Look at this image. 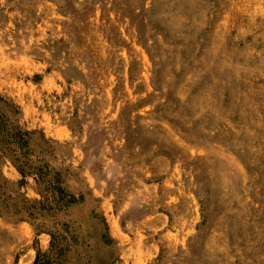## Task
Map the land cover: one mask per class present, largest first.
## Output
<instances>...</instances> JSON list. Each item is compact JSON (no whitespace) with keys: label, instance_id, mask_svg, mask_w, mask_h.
<instances>
[{"label":"rangeland","instance_id":"1","mask_svg":"<svg viewBox=\"0 0 264 264\" xmlns=\"http://www.w3.org/2000/svg\"><path fill=\"white\" fill-rule=\"evenodd\" d=\"M0 110V264H264V0H0Z\"/></svg>","mask_w":264,"mask_h":264},{"label":"crops","instance_id":"2","mask_svg":"<svg viewBox=\"0 0 264 264\" xmlns=\"http://www.w3.org/2000/svg\"><path fill=\"white\" fill-rule=\"evenodd\" d=\"M0 121H4L6 123L9 122V119L3 112L0 110ZM25 147L27 149V152L32 156L34 154L35 156H39V138L36 137V134L33 133H26L25 134ZM8 161L10 163V167L14 168L16 171L20 172L19 170L22 169L23 165H20L19 163L13 162L11 159V156L7 153V147L6 145L3 146L0 140V161ZM3 166H0V171ZM5 167V166H4ZM21 178H23V175H20ZM59 177V175L57 174ZM59 187L63 188L64 191L69 195L72 196L75 200V196L72 194L71 190L67 188L64 181L60 180L59 184H57ZM80 201L76 202L74 201L73 205H78Z\"/></svg>","mask_w":264,"mask_h":264},{"label":"trees","instance_id":"3","mask_svg":"<svg viewBox=\"0 0 264 264\" xmlns=\"http://www.w3.org/2000/svg\"><path fill=\"white\" fill-rule=\"evenodd\" d=\"M25 168H26V166H22V169L19 170V171L22 173V175H24V171H23V170H25ZM57 190L59 191V194L61 195V197H67V198H69V200H68L69 203H73V202H74V198H73L72 196H69V195L64 191L63 188H61V187L58 186Z\"/></svg>","mask_w":264,"mask_h":264}]
</instances>
